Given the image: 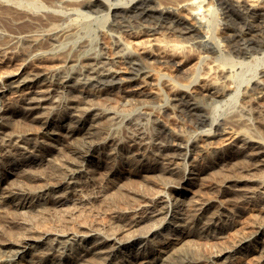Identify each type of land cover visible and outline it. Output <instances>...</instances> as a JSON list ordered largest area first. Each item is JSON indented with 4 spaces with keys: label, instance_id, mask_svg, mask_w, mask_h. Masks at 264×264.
I'll list each match as a JSON object with an SVG mask.
<instances>
[{
    "label": "bare ground",
    "instance_id": "1",
    "mask_svg": "<svg viewBox=\"0 0 264 264\" xmlns=\"http://www.w3.org/2000/svg\"><path fill=\"white\" fill-rule=\"evenodd\" d=\"M36 8L42 17L31 16ZM97 19L106 21L115 56L126 64L123 74L86 38ZM18 48L38 65L27 69L22 62L0 82V206L16 210L13 230L0 225L11 234L0 241V264H177L185 258L227 264L242 250L259 252L254 264L263 263V224L201 258L192 239L218 236L244 204L264 209V0H0V53ZM154 65L171 73L156 74ZM150 76L169 90L156 88L154 101L191 119L194 132L164 125V145L137 120L91 101L128 83L135 87L128 94L141 104L144 98L134 95ZM121 123L128 130L124 146L121 135H104ZM199 137L206 140L197 142L196 152L206 157L200 169L186 160L196 154ZM126 143L140 157L123 156L130 166L118 170L117 148ZM179 155L181 163L173 159ZM240 167L246 173H228ZM101 168L103 181L91 186ZM209 176L220 185L212 184L218 199L190 194ZM117 200L130 204L111 208L105 226L82 220L74 230L78 223L66 227L59 214L61 225L32 232L49 204H72L63 209L71 216L89 203Z\"/></svg>",
    "mask_w": 264,
    "mask_h": 264
},
{
    "label": "rangeland",
    "instance_id": "2",
    "mask_svg": "<svg viewBox=\"0 0 264 264\" xmlns=\"http://www.w3.org/2000/svg\"><path fill=\"white\" fill-rule=\"evenodd\" d=\"M41 1L46 3V4L48 3V0H41ZM33 11H35V12H33ZM32 13H33V15L31 14L32 17L37 16L38 18H40V17H42V15H39V14H41V13L43 14L44 11L40 10V9L37 10V8H36V10L35 9L32 10ZM47 17H49V16H47ZM98 20H99V22H98ZM104 20H101V19L94 20L91 23V25H90V31L87 33L86 38L89 39L90 41H92L93 47H98L99 50L104 51V54L106 56H108V59L111 62V63H109V65H111L114 69L120 71V74H123L124 71L126 70V64L123 62L122 58L115 56L114 52H115L116 49H115V47L112 44V39L107 34V31H106V28H105L106 21H104ZM102 21H104L103 24H101ZM6 30H7V28H6ZM8 30H11V28H9ZM11 31H8V33H10ZM91 34H93V35H91ZM96 45H98V46H96ZM22 62L26 63L27 69H29V68L31 69V68L36 67L38 65L36 60L35 59H33V60L29 59L27 53L24 52L21 48H18L16 50L15 54L12 55V54L8 53V54H6L5 57L0 53V82L3 81L2 79H4V78H2V77H3V74L5 72L10 71V70H15L17 67L20 66V64H22ZM42 63L50 64L51 60L43 61ZM156 66L154 65V67L157 68V70H155L156 68L154 69L156 71V74H157V71L161 70V69H162L161 71H165L166 73L167 72L171 73V69L170 68H166V67L162 68L161 66L159 67L158 65H156ZM153 74H152V76H154L156 78L157 77V76H155L156 74L154 72H153ZM152 76H150L148 78L149 83L146 82L142 87L139 88V90L142 93H139V95L138 94L134 95V96H141V97L144 98V101L141 104H138V103L136 104L135 98H133L132 95L128 94V93H130L131 90H133V88H135L132 85H131V87H132L131 88L128 83H126L127 85L126 84L123 85L122 89H118V90L114 91L112 94L111 93H109V95L108 94L107 95L103 94V95H100V97L96 96V98L92 97L91 101L95 105L106 106L108 108H111L112 110H114L115 112H117L120 115L129 116L130 117L129 119L133 118V119L137 120L139 123H141L143 125V127L146 129V131H148L150 134H153L156 137L157 141L161 142L164 145H167V140L162 135V126L164 127V125H169V126L171 125L170 127H173L175 129L177 127V129H180L182 131V133L183 134L185 133V135H186V134H188V131H189V133L194 132L195 125H194V122L191 119H189L186 116H183L179 112L166 113V112L163 111L162 108H160L158 100L154 101V99H153V98H155V99H157V98L154 97V96H151V95H154V93H155L154 91H155L156 88H157L156 90H159V88H161L160 89L161 91L163 90L164 92H167V93H169V90L164 85H162L161 83H155L156 80H153L154 77L152 78ZM151 81H153L152 82L153 84L150 83ZM128 86L130 87L131 90L129 89ZM143 91L146 93V95H145V93ZM105 95H106V97H105ZM106 104H108V105H106ZM121 124L122 125H119L118 128H116L115 130L106 129L104 131V133L106 131L108 133L111 132V135H115L118 139L120 138V135H121L122 138L119 139V140H121L120 145L124 146L125 143H123V142L124 141L126 142V140L128 139L127 138L128 130H127V125L125 123H121ZM122 127H124V128H122ZM178 127H180V128H178ZM32 130L35 133H37L38 135L40 134V132H39L40 131V127L36 123H34L32 125ZM185 131H187V133ZM116 132H117V134H112V133H116ZM106 133L104 135H108V133L107 134ZM43 136H41L40 138H44V137L46 138V136H44V137ZM199 138H197L198 140L195 141V143H196V146H195L196 148L195 149L196 150L194 149V151H195L196 154H194V152H192L191 154L187 155V157H186L187 162H189L190 164H195V165L197 164L196 167L198 169H200L203 166V163H204L205 158H206L204 156V154L202 155V151L201 152H196L197 150L200 151L199 147L201 145H203V141L205 140V138H203V137H202V139L201 138L199 139ZM199 140L200 141L202 140V142H200ZM197 142L200 143V144L202 143V144L198 145ZM126 145H129V143H126ZM132 149H133V147L131 145H129V146L123 148V149H120V147L117 148V151H118V154H119V160H118V158L116 159L117 160L116 161L117 162L116 165H117L118 170H121V169H124V168H127V167L130 166L129 163L127 161H125L124 158H122L123 156L133 154L134 158L140 157L136 153L137 151L136 150L134 151V149L133 150ZM180 152H182V151H180ZM173 156H174V153H173ZM203 156H204V158H203ZM229 158H230L229 160L233 161V162H234V160L235 161L237 160L236 157L233 154H231L229 156ZM173 159H176V160L180 161V163L183 161L181 155L175 156V158H173ZM199 166H200V168H199ZM42 168H41L42 171L45 169L44 172L45 171H49L48 170L49 166H48V168H47V166H43ZM240 169H241V171H240ZM231 170L233 172L236 171V172H239V173H246V171L244 169H242L241 167L240 168H235V169L231 168L230 170H228V173H231L232 172ZM99 171H101L102 173L101 172L99 173ZM103 171H104V169H102V168L97 170V171H94V176L95 177L97 176V177L96 178L94 177L95 179H92L91 186L94 184L93 181H95V180L96 181L99 180L98 182H100V180H101V178H102V176L104 174ZM203 178H201L202 181L201 180L200 181L197 180L196 185L192 189V190L195 189V191L191 190L190 194L192 192H194L192 195H194V196L196 195L195 198L196 197H200L198 199H201V200L205 199V200H212L213 201L215 199H218L219 198V196H218L219 192H218V190H217L218 193L216 192V188L215 187H218L220 185L216 184L215 178L213 179V177H211V176L207 177V179L209 181L205 179L206 177L204 178V180H203ZM209 178L210 179L212 178V179L210 180ZM51 180L57 181L55 179H50V180L46 179L45 181H51ZM53 181H51V182H53ZM101 181H103V180H101ZM212 184H214V185L216 184L215 187ZM153 187L157 188L158 185L156 184V186H153ZM196 189H198L197 190L198 192H196ZM217 189H219V187ZM139 198L142 199L143 197L142 198L139 197ZM117 202L116 201L114 203L112 202L113 204L110 203L111 207L106 202H98V203H95V204L89 203L88 204L89 206L85 205V206L80 207V208H85V209H83L84 213H82L83 210L82 211L80 210L81 211L80 215L78 213L77 214L74 213V214H71V216H70V212L68 213L69 215H67L66 213L69 210H72L74 208V206L72 204H68V205L69 206L72 205L71 207H73V208H71V207L68 208L69 206L67 205L66 207L69 210L65 209L66 210L65 212H64L63 209L66 208V207L60 208V206L58 207L56 204H55V207H54V204H49L47 206L48 208H45L43 210V212L39 213V218L41 217L42 219L36 220L37 222H35L33 224L32 230L34 228L35 229L32 232L34 234H39V231H42V229L44 227L47 228L48 226H51L50 228H53V227H56L59 224L61 225V223L63 225H65L66 227L69 224L68 227L73 228V229L76 226V224L78 223L77 225L79 227L76 226L74 230H81L79 222L81 223L82 220L84 221V224H86V222L87 223H91V221L94 224V222L97 221L96 222L97 225H99V226H101V225L103 226L104 225L105 226L106 222L109 223L110 220H111L110 217L112 216V212L111 211L113 210V208L118 209L119 206H121L120 208L123 209L124 206L128 207L129 204H130V202H127L126 200H124L125 203L123 202V200H120V202H119V200H117ZM126 203H129V204H126ZM96 204H97V206H96ZM56 206L59 208L58 209L59 211H56V209H57ZM246 206H247V204H246ZM246 206L244 204V206L242 207V209L239 211L238 214H234V215L230 216L228 221H230L231 223L227 222L225 225H223V228H222L223 231H221V233L218 236H211V235L205 234L203 236H201V235L199 236L198 235V236H194L193 237L192 242H193V245H194L195 249H197V251L200 250V252H198L199 253L198 256H200L199 258H201V256L203 257L204 253H206V254L214 253V252L218 251L219 249H221L223 246L231 245V244L237 242L239 239L249 236L252 232H254L256 230L255 228H257V226L259 224H263L264 225V209H262L260 206L253 205V204L252 205L248 204V206L247 207ZM52 207H54L55 209H53ZM111 208H112V210H111ZM12 209L13 208L11 207V205L0 206V225H1V227H4L6 225L5 227L11 228L13 230V226L14 225H11L12 222L10 220H11V217L13 216V214L16 212V210H14V209L12 210ZM50 209L54 213L51 212ZM61 210L64 213H62ZM9 212H11L12 214L11 215L8 214ZM55 212H57V213H55ZM85 212L86 213L89 212V213L86 214ZM59 214L60 215H64L65 214L64 217L61 216L63 219L60 218V220L62 219L61 220L62 222L60 220L57 221V219H59V217H60ZM76 215H79L80 217L79 216L76 217ZM53 216L56 219H54ZM9 218H10V220H9ZM44 218H46V219H44ZM64 218H65V221L63 222ZM72 218L73 219L75 218V219L73 220ZM67 219H69V220L66 221ZM77 221H79V222H77ZM66 222H68V223L66 224ZM69 222L71 223V226L73 225L74 227L73 226L71 227ZM38 223H40V224L38 225ZM9 224H10V227H9ZM39 229H41V230H39ZM0 234H2L0 236L1 237L0 241L10 237L9 236L10 233H6L8 235H5V233H3L1 231ZM157 238H154V239H157ZM159 240H158V244L161 247H167L168 246V244L165 243L166 242L165 240H162L161 238ZM163 243H164V245H163ZM258 253L259 252H257V251H245V250L244 251L242 250V251H239V252L237 251V252L231 254L228 257L227 264H254L255 261H256ZM0 254L1 255H5V248H3L2 246H0ZM138 262L139 261H136L134 263L133 262L132 263H128V261H127V262H123V264H138ZM219 262H220V259L213 258L207 264H220ZM177 264H203V262L201 260H191V259L185 258V259H182ZM262 264H264V260H263Z\"/></svg>",
    "mask_w": 264,
    "mask_h": 264
}]
</instances>
